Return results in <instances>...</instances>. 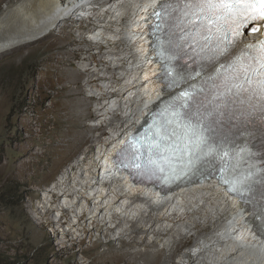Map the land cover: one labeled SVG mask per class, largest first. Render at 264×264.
Returning a JSON list of instances; mask_svg holds the SVG:
<instances>
[{
	"label": "rangeland",
	"instance_id": "374dc122",
	"mask_svg": "<svg viewBox=\"0 0 264 264\" xmlns=\"http://www.w3.org/2000/svg\"><path fill=\"white\" fill-rule=\"evenodd\" d=\"M19 1L0 0V15ZM98 9L107 11L110 6ZM92 17L93 21L83 23L64 21L51 33L0 54V264H174L196 250L194 242L201 241L202 234L190 237L188 229H183V240L176 234L179 246L166 237L151 247L157 236L141 230L135 244L125 245L121 240L132 236L133 222L120 217L106 226L89 223L85 230L74 229L65 241L57 236L50 217L38 210L40 197L64 174L105 146L117 126L123 131L128 128L119 119L109 123L118 112L114 108L127 99L106 96L102 102L109 111L105 112L99 100L89 101L92 95H103L100 87L111 83L105 61L113 60L109 54L117 51L108 42L117 37L114 33L102 40V25L111 17L101 24L95 11ZM89 68L92 72L84 73ZM93 74L101 81L89 84ZM80 91L84 93L77 94ZM96 125L92 131L87 129ZM83 136L87 143H82ZM134 200H126L132 219H140L145 212L142 226L150 228L146 220L151 209L142 204L144 211L135 210L139 207ZM162 224L173 227L171 222Z\"/></svg>",
	"mask_w": 264,
	"mask_h": 264
},
{
	"label": "snow or ice",
	"instance_id": "6c2138e0",
	"mask_svg": "<svg viewBox=\"0 0 264 264\" xmlns=\"http://www.w3.org/2000/svg\"><path fill=\"white\" fill-rule=\"evenodd\" d=\"M152 16L160 79L181 90L129 139L121 166L173 180L214 169L264 236V169L253 163L264 159V33L244 38L264 26V0H160Z\"/></svg>",
	"mask_w": 264,
	"mask_h": 264
},
{
	"label": "bare ground",
	"instance_id": "6f19581e",
	"mask_svg": "<svg viewBox=\"0 0 264 264\" xmlns=\"http://www.w3.org/2000/svg\"><path fill=\"white\" fill-rule=\"evenodd\" d=\"M89 1L22 0L13 4L0 15V54L17 48L23 42L51 33L57 29V26L67 21V16L82 9ZM104 4L110 6V9L102 11L97 6L91 14L93 16L94 11L96 12L97 23L100 24L108 22V17H111L106 25H102L105 33H103L102 40L106 41V35H113H110L109 32L114 33V36L117 37L114 40H112L113 38L108 40V42L111 46H115L117 51L109 54L113 60L107 58L105 61L109 66L110 74L108 72L107 75L111 83L108 86L100 87L104 91L103 95H92L89 101L99 100L101 103L99 108L105 112L109 111L107 104L102 102L106 96L118 98L122 96L125 100L127 99L119 104L118 109L114 108L118 112L114 114V118L109 123L119 119L124 123L127 122L128 128L123 131L117 126L111 138L104 141L105 146L86 157V162L80 164H84L82 168L80 165L73 167H79L81 172H69L65 180L57 182L55 188L46 195L48 206L44 205L43 209L46 208L44 214L51 213V211L53 213L60 212L62 207L64 211H69L67 213L76 214L75 218L78 219V222L82 217L83 219L90 217L91 222L97 223L99 227L106 226L107 222L116 221L118 217L128 219L133 222L131 226L133 233L131 237H124L121 240L125 245L135 244L141 230L146 233L152 232L157 236V239L149 243L151 247H156L160 239L166 237L174 238L172 239L174 246H179L180 243L177 242L176 237L181 236L180 240L185 238L183 229H188L190 234H202L201 241L194 242V246H192L196 250H192L190 253L186 252L181 257V262L174 264H264L263 241L246 231L250 227L249 222L241 210L227 199L219 186L210 183L205 186L191 187L187 194L178 191V199L182 198V203H165V200H169L175 194L164 198L149 190L134 188L127 179L128 175L116 167L113 158L124 147L126 143L124 137L130 130H136L141 125L147 114L161 99L162 93L157 86L150 83L153 74L151 53L147 52L148 48L142 33L144 31L142 21L146 16L145 13L151 9V0H105ZM91 14H88L89 18ZM111 25L112 27L117 26L118 29H112ZM85 72L91 73L92 68L85 69ZM111 72L116 75H112ZM98 81H101V78L93 74L89 84ZM127 82H131V84ZM79 93L84 92H77V94ZM129 94L132 96L130 97ZM84 103L86 102H82L81 105ZM108 114L110 112H106L104 115ZM97 126L87 129L92 131L93 128H98ZM82 138L83 144L89 141L84 136ZM108 164L110 166H107ZM101 166L107 172L108 178L104 177L101 181L103 189H110L107 191V195L100 192L96 181L99 180ZM127 188L134 195L128 193ZM93 191L97 193L96 204L101 205L98 209H94L90 203L87 204V196ZM55 192L65 195L63 205H61V201L58 204L52 201L51 195ZM145 196H149V203H151L149 204L150 218L146 220L150 228L142 226L145 217H147L145 212L141 214L140 219L135 221L132 219L134 214L129 212L131 205L126 203V200L135 198L134 202L138 203L139 207L135 210L144 211L142 204L148 206L146 201H149L148 199L144 200ZM159 210L166 213H154ZM115 211L123 213V216L116 214ZM165 222L173 223V227L164 228L162 223ZM207 223L209 225H206ZM160 224H162L161 227H159ZM208 230L209 232L205 233Z\"/></svg>",
	"mask_w": 264,
	"mask_h": 264
},
{
	"label": "clouds",
	"instance_id": "9594fccd",
	"mask_svg": "<svg viewBox=\"0 0 264 264\" xmlns=\"http://www.w3.org/2000/svg\"><path fill=\"white\" fill-rule=\"evenodd\" d=\"M77 17H78V11H77V13L74 12L72 14V16H70V15L67 16V21L68 20H71V22H77V21H79V22H82L83 23V22L89 21V19H91V17L90 18L88 17L89 19L79 20V19H77ZM113 98H116V96H114ZM113 98H111V99H113ZM81 161L83 162L84 160H81ZM78 168L79 167L72 168V169H70V172L71 173L78 172L79 171ZM99 174L101 175V169H100V173ZM63 178H64L63 180H65L66 174L63 175ZM96 181L98 182V185L100 187L101 186L100 185V176H99V180L97 179ZM55 186L56 185H54L53 188L48 189L47 192H46V195H48V192L52 191L55 188ZM104 190H101V193L104 194V195H107V191H110V189H108V188H104ZM111 190H113L112 187H111ZM127 192L130 193L131 191L127 188ZM96 194H97L96 191L95 192L93 191V193H89L88 196H87V204L90 203L94 207V209H98L101 206V205L96 204L97 203L96 202L97 199L95 198ZM130 194H132V193H130ZM46 195H43V198L40 197V199H42V205L40 207H38V210H40L43 214H44V211H46V208L43 209L44 208V205L48 206L47 203H46ZM132 195H134V194H132ZM51 197H52V201H55V202H56V200H59L60 199L61 205H63L65 203V198H64L65 195L64 194H60L59 195L58 193L55 192V193H53L51 195ZM133 199L134 198H131V200H133ZM148 206H149V204H148ZM63 209L64 208L61 207L60 212L53 213V211H51L52 214L51 213H48V214H45V215H47L48 218L50 217L49 219L52 220L51 225L54 227V229H56L57 236L60 235L61 236V239L64 237L65 238V241L68 239L69 236L72 235V231L75 228L76 229L78 228V229L85 230L87 227H89V223H91L92 225H93V223H95V222L89 221V219H83V217L80 218L79 219L80 222H78V219L75 218L76 214H74L72 212L71 213H67L69 211H66V210L64 211ZM115 213L118 214V215H120V216H123V213H120L118 211H115ZM87 218H90V217H87ZM108 221H109V219H108ZM75 225H76V227H75ZM79 225H81L82 228H80L81 226H79ZM68 227H71V229L68 228ZM190 237H193V235L190 234Z\"/></svg>",
	"mask_w": 264,
	"mask_h": 264
}]
</instances>
